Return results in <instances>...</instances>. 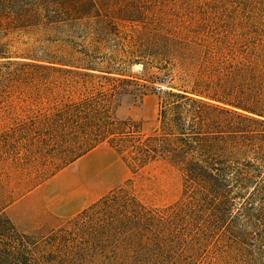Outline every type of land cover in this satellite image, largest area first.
<instances>
[{
	"label": "trees",
	"instance_id": "obj_1",
	"mask_svg": "<svg viewBox=\"0 0 264 264\" xmlns=\"http://www.w3.org/2000/svg\"><path fill=\"white\" fill-rule=\"evenodd\" d=\"M149 94L146 133L118 113ZM102 144L123 183L45 232L6 215ZM155 168L175 199L140 195ZM0 264H264V0H0Z\"/></svg>",
	"mask_w": 264,
	"mask_h": 264
},
{
	"label": "rangeland",
	"instance_id": "obj_2",
	"mask_svg": "<svg viewBox=\"0 0 264 264\" xmlns=\"http://www.w3.org/2000/svg\"><path fill=\"white\" fill-rule=\"evenodd\" d=\"M25 39L26 37H23V40ZM131 72L140 74L141 66L134 65L131 68ZM150 73L153 74L155 72L150 70ZM156 113L157 95L149 94L143 99L139 107L121 110L118 115L119 117L129 115L133 119L140 120L144 132L148 133L156 125ZM93 159H97V161L91 165ZM102 164L108 166L107 169L115 170V176L110 178L107 173H103V177H100L102 180L100 179L98 183L95 182L97 178L95 176L88 184V174L94 175V171L96 170H98L96 171L98 174L100 172L99 169L101 170L102 168ZM85 165L88 166V169L85 168ZM77 173L84 176L86 186L83 187L81 185L79 174ZM129 176L128 168L125 167L117 154L108 145L102 144L91 153H87L48 180L39 184L31 192L15 200L14 203L6 208L5 213L13 222L26 231L42 228L45 232L71 217V214L81 207L84 206L85 208L90 205L109 190L123 183ZM61 177H65L67 181L64 187L51 185L52 180L55 181ZM137 186L139 187L140 195L148 203L162 204L169 202L175 199L179 192L178 179L159 168H155L145 178L138 180ZM72 188H80L81 190L74 191L73 193L70 191L73 195H67V191ZM82 190L83 192H81ZM35 192L38 193L35 194ZM31 194L35 195L31 197ZM61 194L64 196H61ZM56 197L58 201H56V204L54 203L56 205L54 208L56 212H54V209H49L46 203L54 202V198ZM24 201L25 203H23Z\"/></svg>",
	"mask_w": 264,
	"mask_h": 264
},
{
	"label": "crops",
	"instance_id": "obj_3",
	"mask_svg": "<svg viewBox=\"0 0 264 264\" xmlns=\"http://www.w3.org/2000/svg\"><path fill=\"white\" fill-rule=\"evenodd\" d=\"M98 147V146H97ZM96 147V148H97ZM96 148H94V149H92L91 151H89L88 153H91L92 151H94ZM87 154V153H86ZM85 154V155H86ZM88 159V158H87ZM97 161V159H93V162L91 163V165H93L95 162ZM74 163V162H73ZM90 165V166H91ZM85 168H87L88 169V166L87 165H85ZM108 168V166H106V165H104V164H102V168H101V170L99 169V171L101 172H98V174H97V172L96 171H98V170H96V171H94V175H91V174H88V176H87V183L89 184L91 181H92V179H94L95 178V176H97V178L95 179V182H99L100 181V177H103V173H107L108 174V177L110 176V178L111 177H114L115 176V170H113V169H107ZM80 173V172H79ZM79 173H77V174H79ZM87 173V172H86ZM98 175H99V177H98ZM79 179H80V182H81V185L84 187V186H86V181H85V178H84V176H81V174H79ZM58 180H62L63 181V184L61 185V186H56V182L58 181ZM102 180V179H101ZM53 181V180H52ZM51 181V185H54V186H56V187H64L66 184H67V181H66V178L65 177H61V178H59V179H57V180H55V181H53L52 182ZM50 183V182H49ZM84 189V188H83ZM34 190V189H33ZM81 189L80 188H72L71 190H69V191H67V195H73L72 193L74 192V191H80ZM72 193H71V192ZM31 192V191H30ZM40 192V191H39ZM81 192H83V190L81 191ZM38 193V192H37ZM36 192H35V194H37ZM80 193V192H79ZM35 194H31V197L33 196V195H35ZM63 194H61V196H62ZM70 195V196H71ZM64 196V195H63ZM58 197H59V195H58ZM30 198V197H29ZM56 199H58L57 197L56 198H54V202H51V203H46V206L48 205V208L49 209H54L55 208V204H56V201H58V200H56ZM26 201V200H25ZM25 201L23 202V203H25ZM55 203V204H54ZM84 208V206L83 207H81L79 210H77V211H75L73 214H71V216L72 215H74V214H76L77 212H79L80 210H82ZM54 212H56V210L54 209Z\"/></svg>",
	"mask_w": 264,
	"mask_h": 264
},
{
	"label": "bare ground",
	"instance_id": "obj_4",
	"mask_svg": "<svg viewBox=\"0 0 264 264\" xmlns=\"http://www.w3.org/2000/svg\"><path fill=\"white\" fill-rule=\"evenodd\" d=\"M55 184H56V186H61L63 184V181L62 180H58Z\"/></svg>",
	"mask_w": 264,
	"mask_h": 264
}]
</instances>
